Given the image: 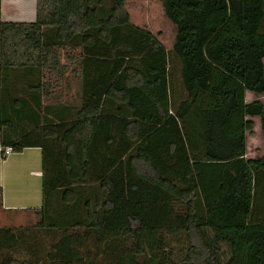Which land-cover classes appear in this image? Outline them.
<instances>
[{"label": "trees", "instance_id": "obj_1", "mask_svg": "<svg viewBox=\"0 0 264 264\" xmlns=\"http://www.w3.org/2000/svg\"><path fill=\"white\" fill-rule=\"evenodd\" d=\"M159 1L170 50L126 0L0 22V145L42 156L36 222L0 226V264H264V0Z\"/></svg>", "mask_w": 264, "mask_h": 264}, {"label": "crops", "instance_id": "obj_2", "mask_svg": "<svg viewBox=\"0 0 264 264\" xmlns=\"http://www.w3.org/2000/svg\"><path fill=\"white\" fill-rule=\"evenodd\" d=\"M35 18L36 0H0V22H32ZM78 96V85L69 82L60 99L73 104L78 101ZM41 157L38 147H28L20 152L3 155L0 145V213L19 216L18 213L26 212L25 209L41 206ZM9 225L13 224L0 226Z\"/></svg>", "mask_w": 264, "mask_h": 264}, {"label": "rangeland", "instance_id": "obj_3", "mask_svg": "<svg viewBox=\"0 0 264 264\" xmlns=\"http://www.w3.org/2000/svg\"><path fill=\"white\" fill-rule=\"evenodd\" d=\"M125 8L130 15L133 24L150 30L163 46L170 50L174 43L175 27L165 16L162 4L159 0H126ZM76 82L71 80V84ZM264 102V95L258 96ZM255 96L246 94V100H251ZM253 128L247 133L246 156L255 158L261 155L263 149V137L260 128V118L253 117ZM188 122V120H187ZM19 216L0 213V225L13 224L28 225L36 222V216L31 213H18Z\"/></svg>", "mask_w": 264, "mask_h": 264}, {"label": "built area", "instance_id": "obj_4", "mask_svg": "<svg viewBox=\"0 0 264 264\" xmlns=\"http://www.w3.org/2000/svg\"><path fill=\"white\" fill-rule=\"evenodd\" d=\"M1 150H2L3 155H7V154H10L13 152L11 147H9V146H7L5 148H1Z\"/></svg>", "mask_w": 264, "mask_h": 264}]
</instances>
